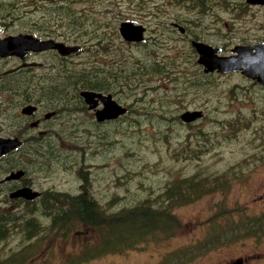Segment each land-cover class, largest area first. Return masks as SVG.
Masks as SVG:
<instances>
[{"label":"trees","instance_id":"trees-1","mask_svg":"<svg viewBox=\"0 0 264 264\" xmlns=\"http://www.w3.org/2000/svg\"><path fill=\"white\" fill-rule=\"evenodd\" d=\"M180 1L175 0L174 4ZM89 3L88 0H0L1 29H12L16 33L32 34L42 39H55L68 45H77L80 47V52L76 55H86V58L71 64L69 59L71 57L60 58L54 52H48L53 53L56 58H52V62L55 63L49 68L52 77L45 78L48 80H44V76L34 74V71L41 70L42 66L24 68L8 75H1L0 69V100L8 104L6 110L9 111L11 106L20 103L29 105L44 101L46 110L52 109L51 111H55L57 117L59 115L74 116L73 121L63 123L65 129H78L74 131L76 133L74 137L70 136L65 140L67 145L75 148L74 141L77 137L87 140L93 132L104 131L102 135L108 136V145L113 148L118 143L116 136L126 137L122 131H138V134L150 131L146 128L153 126L152 119L165 124L170 123V119L179 122V116H172L173 109H169L170 117L166 111L157 112L141 106V103L145 102L143 98V95H146L145 88H149L155 98L163 100L169 95L163 87L167 84L189 86L193 89L219 86L216 74L206 75L201 72L196 64L195 52L186 44L189 42L188 36L194 41L210 45L211 42L203 33L189 30V26L184 21L198 24L194 30L203 26L204 32L208 30L206 24L211 25L209 22L212 19L216 20L217 15L231 16L229 8L238 9L242 5L241 0H188L189 4H183L185 6L183 10L190 14V19L185 18L183 12L181 19H177L176 14L171 13L170 19H165L164 13L169 12L164 8L168 7L167 2L160 0L161 13L150 10L151 19L157 22L154 32L146 23L147 32L150 31L152 40L145 41L143 44H134L137 48L135 51L129 49L130 44L120 40L118 25L123 20L120 14H114L120 18V22L118 21L115 25L101 22L97 16L112 13L115 6L103 4L101 7L104 10L97 11ZM173 19L176 20L172 23ZM173 24L182 26L185 33L180 34ZM112 41L115 42V47L112 46ZM180 42L182 44L185 42L187 54L183 58H176L172 52L176 47L180 49L181 46H178ZM171 53L172 57L168 58ZM250 85L255 87V84ZM236 87L239 88L238 94L246 95L245 88L240 84L225 86L224 94L229 90L234 93ZM82 91L111 94L117 102H120L123 96L129 102L126 106L127 112L115 121L99 124L80 98L79 94ZM39 97H44V100H38ZM247 98L255 104L254 97L247 96ZM206 103L208 104V101ZM218 105L220 103L213 110L207 107L208 111L203 112L204 119L215 116L210 119L211 122L207 127L197 128L192 135L187 133L184 137L185 144L181 150L184 156L178 157V151L175 154L178 161H200L215 148L216 144L217 148L221 146L215 136H221L225 144H233L231 141L237 138L236 135L247 134L255 138L260 147L264 146V109H260L259 112L254 110L251 115L242 114L234 119L232 116H222L224 114L218 111ZM258 105L262 107V103ZM153 112L157 114L154 115ZM81 125H84V128L79 131ZM191 126L194 125H187V127ZM152 128V134L149 137L160 134V141L168 146L167 134L161 133L159 128ZM216 129L219 131H215ZM165 131L168 130L165 129ZM9 133L12 134L11 137L20 140L21 145L16 150L19 154L10 160L4 159L0 162V169L3 171L24 169L31 167V164H49L52 160L62 159L58 151L53 150L56 149L57 144V134L54 132L13 131ZM125 142L124 152L145 162L141 164L144 169L150 160L148 156L127 144L133 143L132 140L128 139ZM125 172L126 175L137 174L135 168H127ZM138 175L140 176L141 173ZM83 179L84 184L81 185L77 195L49 190L42 193L38 199L26 202L10 200L7 195L10 191L5 193V198L0 201V247L4 246L12 236L14 237L15 233L23 236L22 242L37 241L46 222L54 228L56 233L72 231L78 224L98 231L102 226H107L109 233L106 237L119 242L127 241L128 235L120 231L116 234V231L112 230L116 227L124 228L132 234L130 243L118 250L122 252L133 245H139L161 234L172 232L174 226L178 225L174 210L208 193L206 189L200 190L199 179L189 177L178 183V186L172 184L164 189L156 197L157 200L153 205L149 201H144L107 214L99 207L97 199L90 195V190L86 189L88 181L85 176ZM15 184L18 187L29 185L24 182V179L13 183ZM8 205L14 207L6 208ZM225 222L227 225L224 229L211 228L205 240L179 250V255L170 264H189L197 256L209 250L216 241L224 242L228 236L240 238L264 236V215L244 216L238 221L226 219ZM35 252L37 251L34 247L26 244L18 251H12L5 256L0 255V264H26L28 260H33L31 257ZM167 258L168 256L164 257L159 264H166ZM79 260L75 264H78Z\"/></svg>","mask_w":264,"mask_h":264},{"label":"rangeland","instance_id":"rangeland-1","mask_svg":"<svg viewBox=\"0 0 264 264\" xmlns=\"http://www.w3.org/2000/svg\"><path fill=\"white\" fill-rule=\"evenodd\" d=\"M88 1L97 11L104 10L101 7L103 4L115 6L112 13L97 15L101 22L117 24L120 18L114 14L118 13L123 17L121 22H133L145 27L147 23L152 32L157 22L151 19L150 10L154 13H161L160 0ZM163 1L167 2L168 7L164 8L169 11L164 13L166 14L165 19H170V13L176 14L177 19H181L182 12L185 18L190 19V14L183 10L185 7L183 4H189L188 0H181L177 4H174L175 0ZM241 1L243 3L244 0ZM229 11L231 16L217 15L216 20L212 19L209 22L211 25L206 24L208 30L204 32L203 26L194 30L198 24L185 21L184 23L193 32L203 33L211 42V46L220 47L224 51L220 52L221 56H228L237 45H247L253 42L252 36L258 35L257 32L263 30L259 26L260 21L246 20L242 8L238 7L234 10L229 8ZM174 20L176 19H173L172 23ZM17 34L19 33L12 29L4 28L0 32V38ZM150 35V31L149 33L146 31V41L152 40ZM188 40L186 44L191 47L192 38L188 36ZM114 44L115 42H113V47H115ZM181 44V42L178 43V46H181L180 49L176 47L172 52L176 58H183L187 54L185 42ZM129 49L137 50L134 44H130ZM172 53L168 58L172 57ZM53 57V53L37 54L29 57L26 62L42 66L41 70L34 71V74L44 76V80H48L45 78L52 77L49 68L55 63L52 62ZM82 58H86V55H76L69 59L70 63L74 64ZM13 63L11 60L0 61L1 74L10 70ZM198 68L203 73V69L200 66ZM214 74L218 76L219 86L193 89L189 86L167 84L163 87L169 95L163 100L155 98L149 88H145L146 95H143L145 102L141 103V106L157 112L166 111L171 117L169 109L174 111L172 116H180L186 111H200L203 115V112L208 111L207 107L213 110L220 103L218 111L223 112L222 116H232L234 119L239 115H251L254 110L259 112L260 109H264V91L251 86L248 79L239 74ZM237 84L245 88L246 95L238 94L239 88L237 87L234 88V93L237 94L231 93L230 90L228 93L225 91L224 94L225 86L231 87ZM247 96L254 97L255 104H252ZM152 97L154 100H151ZM113 98L117 102L115 97ZM118 103L124 107L127 103L129 104L123 96ZM260 103L262 107L258 105ZM7 108L8 104L0 100L1 138L11 137L12 134L9 132H13L9 131L8 126L9 122L14 120L15 114L12 113L11 108H9L10 111L6 110ZM214 117L208 116L204 119L202 116L190 124L183 123L180 118V123L170 119L168 124L152 119V127L159 128L161 133L167 134L168 146L160 141V134L149 137L152 134V127L146 128L150 131L139 132V134L138 131H122L126 137L116 136L118 143L113 148L108 145V136L102 135L104 131L93 132L87 140L77 137L74 141L75 148L67 145L65 140L70 136L74 137L76 134L74 131L78 129L51 131L57 134L56 149L53 150L58 151L62 159L52 160L49 164H31L29 176L24 178V182L29 183L28 186L37 192L44 193L50 190L77 195L81 185L84 184L83 177L85 176L88 181L86 189L90 190V195L97 199L99 207L107 214L117 212L125 206L141 204L144 201H149L153 205L157 200L156 197L164 189L172 184L178 186V183L189 177L199 179L200 190L206 189L208 193L174 210L178 225L174 226L172 232L161 234L142 244L133 245L122 252L118 250L130 243L132 234L124 228L116 227L112 230L116 231V234L120 231L128 235L127 241L119 242L106 237L109 233L107 226H102L98 231L78 224L72 231L56 233L54 228L49 226L50 224L43 221V230L37 241L22 242L23 236L15 233L14 237L12 236L4 246L0 247V255L5 256L12 251H18L27 244L29 247H34L37 252L31 257L33 260H28L26 264H75L78 259H80L78 264H159L166 256H168L166 264H170L179 255V250L205 240L211 228L224 229L227 225L226 219L238 221L240 217H255L264 213V200L258 199L260 195H264V146L260 147L259 142L252 136L236 135L237 138L231 141L233 144H225L221 136H215L221 146L217 148L216 144L212 149L213 152L211 151L200 161L184 162L176 159L175 154L178 151V157L184 156L181 150L187 133L192 135L197 128L207 127L211 122L210 119ZM187 125L194 126L187 127ZM83 126L79 127V131L84 128ZM36 132L45 133L47 131ZM99 136L100 139H98ZM128 139L133 141V143H127L129 146L134 147L136 151L144 152L150 159L147 162L149 165L146 164L144 169L141 164L145 162L124 152L125 140ZM127 168H135L137 174L126 175ZM1 171L3 170L0 169ZM138 173L141 175L139 176ZM4 198V195L0 194V201ZM12 207L14 206H6L10 209ZM238 260H244V264H264V236L242 238L228 236L224 242L216 241L209 250L197 256L189 264H232Z\"/></svg>","mask_w":264,"mask_h":264},{"label":"water","instance_id":"water-1","mask_svg":"<svg viewBox=\"0 0 264 264\" xmlns=\"http://www.w3.org/2000/svg\"><path fill=\"white\" fill-rule=\"evenodd\" d=\"M250 4H260L261 0H246ZM180 34L184 33L181 26L174 25ZM1 31V29H0ZM146 28L141 24L133 22H121L118 25V34L121 40L127 44H143L145 42ZM191 47L197 55V65L200 66L204 74L217 73L226 75L240 73L243 77L256 81L258 85L264 87V44L256 46L238 45L231 50L228 56H221V48L192 41ZM54 51L60 57L66 58L80 52L77 45H66L54 39H42L32 34H17L5 38H0V59L17 58L24 61L23 66H36L37 64L25 63L28 55L40 54ZM11 72V71H10ZM6 74V73H5ZM79 96L83 99L88 110L94 111L95 121L99 124L115 121L124 116L127 109L116 102L112 95L102 94L93 91H82ZM100 105V108L97 106ZM36 108L27 105L22 108L21 114L30 116ZM53 115L49 114V116ZM202 117L200 111L182 113L179 118L185 124L193 123ZM17 138L0 137V158L15 151L20 146ZM24 171L18 170L10 173L5 181H18L24 176ZM39 197V193L32 188L23 187L9 195L11 200L33 201ZM233 264H243L241 260Z\"/></svg>","mask_w":264,"mask_h":264},{"label":"flooded vegetation","instance_id":"flooded-vegetation-1","mask_svg":"<svg viewBox=\"0 0 264 264\" xmlns=\"http://www.w3.org/2000/svg\"><path fill=\"white\" fill-rule=\"evenodd\" d=\"M218 1V0H217ZM240 8L244 9L245 13V18L246 20L249 19V21L256 20L260 21L259 26L260 28H263V30L258 31V35L255 34L252 36V41L250 44H247L245 46H256L260 44H264V0H261L260 4H250L247 3L246 0L243 1L242 5ZM190 30V27H188ZM250 31V30H249ZM260 33V34H259ZM223 52V51H222ZM48 52H46L47 54ZM45 54V53H42ZM33 54L29 55L31 57ZM5 60H11L13 61V65L11 66V69L6 72L5 75L7 74H13L18 71H20L23 68L21 67V62L16 59V58H7ZM3 61V60H0ZM11 71V72H10ZM253 85L255 84V87L259 88L260 90L264 91V87H260L256 81H251ZM38 100H44V97H39ZM32 106L36 108V110L30 115V116H25L21 114L22 108L25 106L24 104H18L16 106H11L10 108L12 109V113L15 114L14 120L9 122V131H70L73 129H65L63 126V123L65 122H71L73 121L74 116H67L63 117L60 116L57 117L55 111L51 110H46L45 103L44 101H38V102H33L31 103ZM67 107V106H66ZM50 108V107H49ZM47 108V109H49ZM71 108V107H70ZM97 108H100V105L97 106ZM10 111V110H9ZM52 112L55 113V115L49 116V114H52ZM94 115V111H90ZM62 118V119H61ZM17 151H13L9 154L4 155L3 157L0 158V162H2L4 159L10 160L13 156L17 155ZM7 156V157H5ZM5 157V158H4ZM23 170L25 172V177L29 176V167H25L24 169L19 168V169H9V170H4L0 172V194L4 195L7 192H11L14 189H18L17 184L13 185L15 181H5V178L7 175H9L12 172H15L17 170ZM33 189V188H32ZM7 193L8 194H10ZM43 192H40V196L42 195ZM259 200H264V195H260L258 197ZM260 215H264V213H261ZM259 215V216H260ZM244 260L242 263L244 264ZM233 264V263H232Z\"/></svg>","mask_w":264,"mask_h":264},{"label":"bare ground","instance_id":"bare-ground-1","mask_svg":"<svg viewBox=\"0 0 264 264\" xmlns=\"http://www.w3.org/2000/svg\"><path fill=\"white\" fill-rule=\"evenodd\" d=\"M145 43V42H144ZM31 55V54H30ZM33 55H36V54H33ZM29 56V55H28ZM17 59V58H16ZM27 59H28V57H27ZM27 59L25 60V63H27L26 61H27ZM1 60V59H0ZM19 60V59H18ZM22 64H21V67L20 68H32L33 66H23V64H24V61H21V60H19ZM35 64V63H34ZM28 65H30V64H28ZM38 66H40V65H38ZM8 75V74H7ZM227 75V74H226ZM62 119V118H61ZM56 158V157H55Z\"/></svg>","mask_w":264,"mask_h":264}]
</instances>
